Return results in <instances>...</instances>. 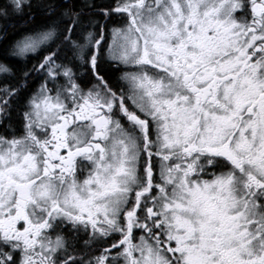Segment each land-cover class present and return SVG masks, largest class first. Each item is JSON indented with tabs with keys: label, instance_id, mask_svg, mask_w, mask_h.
Instances as JSON below:
<instances>
[{
	"label": "snow or ice",
	"instance_id": "1",
	"mask_svg": "<svg viewBox=\"0 0 264 264\" xmlns=\"http://www.w3.org/2000/svg\"><path fill=\"white\" fill-rule=\"evenodd\" d=\"M0 36V264H264V0H0Z\"/></svg>",
	"mask_w": 264,
	"mask_h": 264
},
{
	"label": "trees",
	"instance_id": "2",
	"mask_svg": "<svg viewBox=\"0 0 264 264\" xmlns=\"http://www.w3.org/2000/svg\"><path fill=\"white\" fill-rule=\"evenodd\" d=\"M98 2H101V0H98ZM16 21H19V20H16ZM23 26H24V25H20V24H19V26H17V27H15V28L11 29L10 34H9L7 37H8L9 39H11V38L15 35V33H16L17 31H19ZM6 47H7V45L4 44V43H2V45H1V49H0V52H1L2 56H3L4 49H5ZM36 63H37V61H36L35 59H32L30 62H27V64H26L25 61H23V60H19V61H17V62L15 63V67H16V69L18 70L17 77H16L15 79H12L10 82L13 83V84H16L17 82H19V84H20L22 87H25V88H27V87H29V86H33V87H35V83L37 82V80L35 79V76H36L35 73L32 74L33 77H34V79H33V80H30V81H27V83H25V81H24L22 78H20V77H21V75H22V70L24 69L25 66H27V67L30 69L31 66H32L33 64H36ZM36 86H37V85H36Z\"/></svg>",
	"mask_w": 264,
	"mask_h": 264
},
{
	"label": "flooded vegetation",
	"instance_id": "3",
	"mask_svg": "<svg viewBox=\"0 0 264 264\" xmlns=\"http://www.w3.org/2000/svg\"><path fill=\"white\" fill-rule=\"evenodd\" d=\"M19 24H20V25H23V22H22V21H16V20H13V21L9 24V28H8L7 36L10 34L11 29H13V28L19 26ZM2 43H3V37L0 36V49H1V45H2ZM0 57H2L1 52H0ZM2 83H3V81H2V79H0V85H2ZM37 84H38V80H37V82L35 83V86H36ZM31 87H33V86H31Z\"/></svg>",
	"mask_w": 264,
	"mask_h": 264
}]
</instances>
